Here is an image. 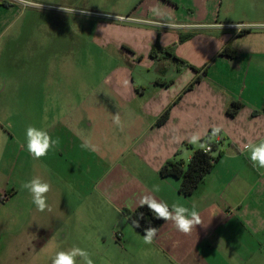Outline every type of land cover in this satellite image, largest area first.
Segmentation results:
<instances>
[{
	"label": "crops",
	"instance_id": "1",
	"mask_svg": "<svg viewBox=\"0 0 264 264\" xmlns=\"http://www.w3.org/2000/svg\"><path fill=\"white\" fill-rule=\"evenodd\" d=\"M151 3L162 17L134 12L109 15L123 16L124 21L103 18L96 23L99 45L113 48L119 65L104 78L98 93L82 85L75 97L69 85V136L94 146L93 127L99 125L100 116L113 118L119 113L122 126L117 135L130 139L122 151L137 157L144 169L139 174L135 164L127 170L118 164L113 168L130 183H120L118 188L117 175L111 177L116 181L110 204L116 210L133 211L143 196L150 195L169 206H196L202 224L190 234L179 232L169 220L153 238L152 247L169 264H260L258 258L264 260V169L253 167L245 145L264 140V27L257 26L264 20L235 22L233 0ZM225 47L233 51V58L221 55ZM170 57L185 64L176 61L168 69L160 60L171 64ZM129 66H143L155 76L146 84L135 82ZM232 102L241 108L230 117L227 110ZM168 108L167 121L155 126ZM215 126L222 131L210 141L220 142L213 155L220 151L221 157L195 192L182 196L179 181L161 178L159 168L177 160V155L188 162L192 152L200 149L189 143L191 136L199 133L201 141L210 138ZM121 138L115 143L120 149ZM154 185H159V192L153 191Z\"/></svg>",
	"mask_w": 264,
	"mask_h": 264
},
{
	"label": "rangeland",
	"instance_id": "2",
	"mask_svg": "<svg viewBox=\"0 0 264 264\" xmlns=\"http://www.w3.org/2000/svg\"><path fill=\"white\" fill-rule=\"evenodd\" d=\"M233 3L235 22L264 20V0ZM0 5V264H52L58 251L74 246L86 250L94 264H169L128 222L124 213L132 210H116L109 202L113 175L118 188L130 183L114 167L127 170L135 164L139 174L144 169L137 157L122 151L130 139L117 135L119 127L108 116L93 127L95 150L69 136V85L75 97L82 85L98 93L119 65L113 48L99 45L96 23L116 19L109 15L157 18L162 13L155 16L151 0H31L27 6L0 0ZM166 60H160L166 68L177 63L175 57L168 59L171 64ZM128 68L138 83L154 75L143 66ZM30 125L60 138L59 146L39 160L26 150ZM120 138L121 149L115 146ZM176 159L187 162L181 155ZM35 177L51 186L50 210L38 211L21 188ZM76 264L84 262L77 257Z\"/></svg>",
	"mask_w": 264,
	"mask_h": 264
},
{
	"label": "clouds",
	"instance_id": "3",
	"mask_svg": "<svg viewBox=\"0 0 264 264\" xmlns=\"http://www.w3.org/2000/svg\"><path fill=\"white\" fill-rule=\"evenodd\" d=\"M21 3L26 6L31 4V0H21ZM65 12H73L74 9H62ZM82 14H87V11L81 10ZM153 13L160 15L159 9L154 8ZM116 19L124 20L123 16H118ZM171 26V25H169ZM258 27H264V24L257 25ZM103 28V27H102ZM101 28V29H102ZM125 85L128 81H124ZM113 123L118 127H121V119L119 113L114 114ZM222 128L220 126H215L211 129V138L219 137ZM189 143L197 145L200 149L205 152H211L210 142H201V135L199 133H194ZM60 144V138L55 139L49 134L45 129H37L34 126H28L26 130V150L32 156L33 159L39 160L45 157L50 149L58 147ZM82 148L95 150V146L91 145L89 141L81 144ZM246 150L249 152V159L252 162L254 168L258 171L264 169V140H261L258 144L248 143L245 145ZM22 189H27L32 197V202L35 204L38 211H45L46 208L50 210L46 203V194L50 191L51 186L47 182H43L39 177H35L30 181L21 184ZM154 192H159V185L153 186ZM147 206L149 211L153 214L156 219H163L165 221L171 220L175 228L184 234H190L192 230L197 226L201 225L202 221L200 215L193 205L191 209L180 205L179 203H173L171 206L166 201H157L153 196L145 195L140 200V206ZM143 217V213L140 214ZM134 224L139 227L138 221H134ZM158 228L153 227L149 224L145 228L144 242L146 244H152L153 238L156 236ZM80 257L84 264H94L90 257V254L79 247H73L68 251H58L52 258V264H76V258Z\"/></svg>",
	"mask_w": 264,
	"mask_h": 264
},
{
	"label": "trees",
	"instance_id": "4",
	"mask_svg": "<svg viewBox=\"0 0 264 264\" xmlns=\"http://www.w3.org/2000/svg\"><path fill=\"white\" fill-rule=\"evenodd\" d=\"M247 32L249 31H242V33ZM221 55L228 58L234 57V53L229 47H225L221 51ZM175 60L180 64H185L177 58H175ZM198 81L199 78L190 84L185 92L191 90ZM240 108L241 104L232 102L227 110L228 116H235ZM169 110L170 108L163 112V114L157 119L155 126H160L167 121L169 117ZM201 142H210V147L212 149L211 152H205L202 149L194 150L187 163L175 159L168 160L159 168L158 171L161 178H173L178 180V192L180 195L185 197L190 196L195 192L198 186L203 182L204 178L211 172L222 154L218 151L217 156L213 155L220 146V142H211L209 141V137L205 138ZM141 213H143V217L140 216ZM124 214L128 222L143 236L146 234L145 228H147L149 224L159 230L160 226L165 222L163 219H156L146 205L143 207L139 205L133 211H126ZM134 221H138L139 227L134 224Z\"/></svg>",
	"mask_w": 264,
	"mask_h": 264
},
{
	"label": "built area",
	"instance_id": "5",
	"mask_svg": "<svg viewBox=\"0 0 264 264\" xmlns=\"http://www.w3.org/2000/svg\"><path fill=\"white\" fill-rule=\"evenodd\" d=\"M119 20V19H118ZM125 20V19H124ZM124 20H120V21H124ZM217 143V142H216Z\"/></svg>",
	"mask_w": 264,
	"mask_h": 264
}]
</instances>
